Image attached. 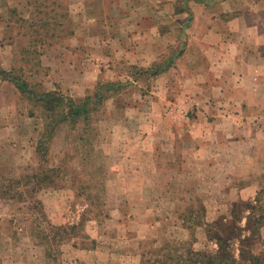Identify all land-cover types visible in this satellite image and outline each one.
<instances>
[{
  "label": "rangeland",
  "instance_id": "obj_1",
  "mask_svg": "<svg viewBox=\"0 0 264 264\" xmlns=\"http://www.w3.org/2000/svg\"><path fill=\"white\" fill-rule=\"evenodd\" d=\"M31 1L28 25L19 31L41 35L60 52L51 51L44 58L45 63H54L52 68L41 64L44 41L33 36L13 39L3 23L0 49L2 55L8 54L0 59L1 66L13 63L37 91L59 90L76 101L92 94L99 83L120 81L122 85L116 93L105 92L109 95L87 124L63 122L45 137L41 106L0 77V180L12 179L14 193L0 196V264H183L181 258L190 247L216 248L206 222L220 215L231 218L241 210L243 227L244 203L254 201L236 197L239 183L201 182L196 163L183 166L181 154L171 149L166 153L167 146L178 144L173 132L181 136L190 126L178 123L176 131L169 128L166 93L150 86L153 77L117 50L110 54V48L92 58L95 69L88 66L86 57L71 51V41L63 39L71 33L70 11L54 9L51 0ZM2 7L3 19L27 13L24 7H15L14 12ZM56 19L60 24L54 23ZM17 28L12 24L10 32ZM179 41L169 52L178 50ZM16 44L24 45L22 50L17 51ZM25 51L27 60L21 56ZM158 61L163 63V55ZM176 110L183 115L181 104ZM39 142L44 156L37 150ZM156 145L157 160L147 151L143 160L135 161L136 147ZM50 167L57 170H47ZM35 173L47 174L41 186L27 176ZM259 179L252 193L264 204V176ZM229 187V195L222 194ZM211 193H221V198L213 200ZM259 230L258 246L264 247V224ZM245 233L241 229L240 235ZM238 245L239 238H233L236 256Z\"/></svg>",
  "mask_w": 264,
  "mask_h": 264
},
{
  "label": "crops",
  "instance_id": "obj_2",
  "mask_svg": "<svg viewBox=\"0 0 264 264\" xmlns=\"http://www.w3.org/2000/svg\"><path fill=\"white\" fill-rule=\"evenodd\" d=\"M51 2L53 8L70 11L71 33L63 39L71 41V51L81 52L86 57V64L94 69L92 58L105 55L107 48H110V54L117 50L116 53L127 62L143 68L159 62L162 55L163 60L171 55L173 58L162 71L150 75L153 77L150 86L166 93L165 117L169 128L176 131L175 124L178 123L190 127L181 136L173 132L179 141L167 146L166 153L171 149L177 155L181 154L183 166L196 163L199 181L214 185L237 182L240 186L234 190L236 197L257 199L252 187L257 189L259 178L264 176V0ZM37 4L41 5L40 2ZM2 6L11 8L9 12L23 7L27 10L26 14L20 13L21 17H0V25L9 26L8 36L14 34L12 38L16 40L20 36L45 40L39 37L41 35L19 31L28 25L31 0H0L3 13ZM53 14L58 16L55 11ZM58 22V19L54 21ZM12 24L18 26L14 33L10 32ZM179 38L180 52L178 48L175 53L169 52ZM107 42H110L108 47ZM46 43L44 41L46 46L40 49L45 52L40 55L41 64L52 68L54 63H45L44 58L51 51L60 50L56 49L55 43ZM16 45L17 51L24 46ZM26 53L21 56H27ZM4 54L0 49V59ZM12 64L0 66L12 72L23 71ZM3 79L16 87L11 80ZM179 104L183 107V115L176 110ZM159 150L157 145L143 149L136 147L135 161L143 160L147 151L153 157ZM173 158L167 160L169 166ZM230 189L225 188L222 194L229 195ZM220 195L211 193V198L215 200L221 198Z\"/></svg>",
  "mask_w": 264,
  "mask_h": 264
},
{
  "label": "trees",
  "instance_id": "obj_3",
  "mask_svg": "<svg viewBox=\"0 0 264 264\" xmlns=\"http://www.w3.org/2000/svg\"><path fill=\"white\" fill-rule=\"evenodd\" d=\"M190 17L191 13L188 15V18ZM45 22L47 21L45 20ZM178 49L179 51H177L180 52L181 48L179 47ZM172 58L170 55L167 59H164L163 63H155L146 68L141 67L139 71L146 72L149 75L157 74L164 69L165 64L169 63ZM24 59L27 58L25 57ZM0 76L14 82L22 94L41 106L45 122V131L43 132L45 137L49 135V131L52 132V128H56L63 122H69L72 126L79 122L87 124L92 112L98 109L99 105L109 95L105 94V92L116 93L122 85L120 81L99 83L92 94H87L79 101H76L73 97L65 95L59 90L37 91L17 71L12 72L0 66ZM37 150L41 156H44L45 150L42 142L37 145ZM47 170L56 171L57 169L50 167ZM27 176L29 180H35L37 186H41L42 177H47V174L40 175V173H35L34 177L29 174ZM11 180H0V196H14L11 191L13 188V181ZM15 182H18V180ZM244 207L247 209L246 213H244L245 224L243 227L240 225L241 210L233 214L231 218L220 215L212 222H206L207 234L216 243V248L213 251H209L195 250L190 247L186 251V256L181 258V260L183 259V264H264V247L258 246V242L261 240L259 228L264 224V214L260 212V209L264 210V204H261L260 200L256 199L254 202L244 203ZM70 228L72 229L73 225H70ZM241 229L247 230V233L240 235ZM61 230H64V227ZM235 237L239 238L237 256L233 250V238Z\"/></svg>",
  "mask_w": 264,
  "mask_h": 264
}]
</instances>
